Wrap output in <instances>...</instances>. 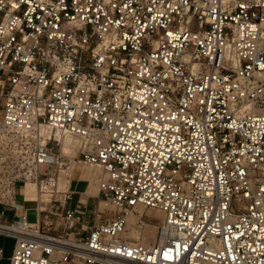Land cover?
I'll use <instances>...</instances> for the list:
<instances>
[{
  "label": "built area",
  "instance_id": "1",
  "mask_svg": "<svg viewBox=\"0 0 264 264\" xmlns=\"http://www.w3.org/2000/svg\"><path fill=\"white\" fill-rule=\"evenodd\" d=\"M59 133L113 218L59 190ZM0 235L9 264H264V0H0Z\"/></svg>",
  "mask_w": 264,
  "mask_h": 264
},
{
  "label": "bare ground",
  "instance_id": "2",
  "mask_svg": "<svg viewBox=\"0 0 264 264\" xmlns=\"http://www.w3.org/2000/svg\"><path fill=\"white\" fill-rule=\"evenodd\" d=\"M58 137L61 145L60 158H62V161L60 160V162L62 167L66 165L67 160L72 159L70 161V167L66 171L61 170V173L59 175V183H58L59 190L64 192H67L68 190L70 191L69 187L71 186V183L74 179L76 181L87 182V186L85 190L81 192L82 195L92 200H96L94 204L95 209L98 210L99 212H106L109 218H113L117 212L116 207L111 202L105 200L102 201L98 198L99 193L101 191V180H102V176L99 168L89 164L80 165L79 162L77 161L78 154L80 151V146L82 144L81 140L74 136H70L67 134L64 135L61 133H59ZM67 176L69 178H67ZM24 192L27 194V197L29 198L27 202V207L30 210H32L31 208H33L35 205L34 197L36 195V188L35 186L28 184ZM147 210L148 209L141 208L138 214H131L130 216H128L127 235L129 237L135 238L137 241L141 243L154 242L157 236L154 241L145 240L146 238L144 233L146 232V227L144 230H140L137 227L138 218L140 216L146 215L148 217H154V218L162 217L161 223L163 221V214L160 211L154 209L148 211Z\"/></svg>",
  "mask_w": 264,
  "mask_h": 264
},
{
  "label": "rangeland",
  "instance_id": "3",
  "mask_svg": "<svg viewBox=\"0 0 264 264\" xmlns=\"http://www.w3.org/2000/svg\"><path fill=\"white\" fill-rule=\"evenodd\" d=\"M72 159H70V160H67V163H66V165L65 166H63L61 169H60V171H59V175H60V173H61V170L62 171H66L69 167H70V161H71ZM78 162H79V164L80 165H84V164H86V163H84L82 160H80V159H78L77 160ZM68 176H69V174H68ZM67 176V178H69ZM86 186H87V182H83V181H80V182H78V181H76L75 179L73 180V182H72V190L75 192V194L72 196V197H70L71 199H70V202H71V205L72 206H77V201L79 200V198H80V193L86 188ZM100 200H102L103 201V199H100ZM99 200V201H100ZM87 201H88V197H86V196H83L82 195V193H81V203L80 204H86L87 203ZM95 201L96 200H93V202H91V201H89L88 202V205H87V207L86 206H83V205H79V207L81 208V209H86V212L88 213V214H90L92 211H93V209H94V204H95ZM18 202L19 203H22V198L19 196L18 197ZM109 202V201H108ZM148 210H152V209H148ZM147 210V211H148ZM106 213V212H105ZM109 217L107 214L106 215H104L103 216V218H105V217ZM145 217H147V218H150L151 219V222L152 223H148V226H146V232L144 233L145 234V240H150V241H154L155 240V238H156V236H157V232H158V228H159V226H158V222H160V224H161V220H162V217H159V218H154V217H148V216H146V215H144ZM29 219L30 220H34L35 219V214H33L32 212L29 214ZM90 223H91V221H89ZM15 239L14 238H12V237H3V238H0V245H2V246H4V248H5V252H6V256L8 255V254H10V252H12V249H13V247L15 246ZM0 264H5V262H0Z\"/></svg>",
  "mask_w": 264,
  "mask_h": 264
},
{
  "label": "crops",
  "instance_id": "4",
  "mask_svg": "<svg viewBox=\"0 0 264 264\" xmlns=\"http://www.w3.org/2000/svg\"><path fill=\"white\" fill-rule=\"evenodd\" d=\"M72 182H73V181H72ZM78 182H80V181H78ZM83 182H84V181H83ZM71 188H72V183H71ZM84 190H85V189H84ZM84 190H83V191H84ZM89 201L93 202L92 199L88 198L87 203H88ZM79 203H81V193H80ZM12 219H13V217H12V214L10 213V214L5 218V221H6V222H11ZM3 237H6V236L0 235V238H3ZM0 248L3 249V257H2V259L0 260V262H5V264H9V260H10V258H11V256H12V254H13L14 247H13V249H12V252H10V254H8L7 256H6V252H5V248H4V246L0 245Z\"/></svg>",
  "mask_w": 264,
  "mask_h": 264
}]
</instances>
